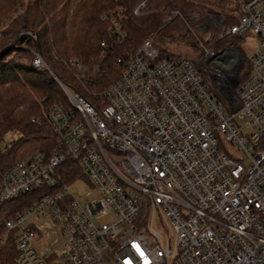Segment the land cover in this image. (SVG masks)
<instances>
[{"label":"built area","instance_id":"2783aa9c","mask_svg":"<svg viewBox=\"0 0 264 264\" xmlns=\"http://www.w3.org/2000/svg\"><path fill=\"white\" fill-rule=\"evenodd\" d=\"M147 1L131 14L141 15ZM119 12L117 20L101 16L116 43ZM245 34L257 42L240 82L234 67L242 58L231 47L201 45L204 79L197 63L160 57L149 36L114 60L118 78L91 92V101L32 52L30 66L49 73L64 101L43 116L56 140L52 152H33L0 174V211L33 197L0 216V247L11 240L14 263L264 264V0L244 1L220 39ZM64 66L84 81L76 59ZM79 184L86 192L74 198ZM45 217L62 241L57 254L35 251L36 223Z\"/></svg>","mask_w":264,"mask_h":264},{"label":"trees","instance_id":"16d2710c","mask_svg":"<svg viewBox=\"0 0 264 264\" xmlns=\"http://www.w3.org/2000/svg\"><path fill=\"white\" fill-rule=\"evenodd\" d=\"M22 1L3 0L0 13ZM137 2L138 0H34L25 6L22 15L14 18L0 31V144L5 135L18 134L17 139L0 152V174L33 152L49 155L55 147V137L44 123L43 113L40 116V109L45 111L53 103L62 102L63 96L56 82L46 72L30 66L32 52H37L66 89L87 100L91 91H99L118 78L112 65L114 60L135 50L146 35L160 28L166 11L188 15L202 10L201 3L204 0H148L142 14L133 16L131 12ZM239 7L233 6L230 11L237 10L238 13ZM2 8L5 9L1 10ZM116 8L123 14L121 43H116L113 39L108 41V26L101 20L102 14L108 13L105 10ZM27 29H38L34 41L26 36L16 37ZM103 41L109 45L106 50L99 46ZM22 44L25 48H18ZM101 51L104 54L99 68H104L103 74L95 81L88 82V85H78L73 72L64 66L65 62L73 58L87 65L91 59H98ZM12 53L23 56L7 60ZM166 54L159 51L160 57ZM248 72L249 69L239 82L246 78ZM32 119L38 120V123L31 121ZM32 198L19 197L4 205L0 216L5 218L22 211ZM2 230L0 223V233ZM0 264H15L11 240L0 247Z\"/></svg>","mask_w":264,"mask_h":264},{"label":"rangeland","instance_id":"374dc122","mask_svg":"<svg viewBox=\"0 0 264 264\" xmlns=\"http://www.w3.org/2000/svg\"><path fill=\"white\" fill-rule=\"evenodd\" d=\"M33 1L34 0H23L22 2L16 3L14 6H11L6 11H2V13H0V31H3L5 27L10 23V21H12L14 18L19 15H22L25 6L31 4ZM244 1L246 0H204V3H201L202 10L196 12L193 11L188 15H183L179 13L180 16L173 17L168 22H166V18L170 16V12L167 13L166 11L163 14L164 17L162 19L160 28L146 35L145 39L149 36H152V41L155 43L157 50L163 51L171 55H179L191 60L195 64L197 63L199 69L201 70V75L204 77V79H206V74L202 71L203 62L200 61V58L203 55L201 45L207 48H213L215 50L225 46H229L233 49V51L237 52L241 56L240 59L242 58L241 60H239V63L238 60H236V64L234 67L235 73L237 75L236 78L238 80L240 78L242 79L244 72L248 71L249 69L247 58L255 49L257 40L252 34H245L238 38L224 40L220 39V34L224 32V30L227 29L229 26L233 25L236 21L237 10L234 12L230 10H232L233 6L238 5L239 7V5ZM0 2L1 6L3 0H0ZM4 9L5 8H2L1 10ZM105 11L109 13V17L111 19L117 20V17L121 16L119 12L120 10L117 8L115 10L107 9ZM104 25L108 26V28L106 27V29L109 30V23H107V25L105 23ZM37 30L38 29H27L26 31L20 32L19 35H16V37L26 36L30 40L34 41L36 38L35 33ZM18 48H25L24 44L19 45ZM35 53L37 54V52ZM103 54L104 52H99L98 59H91L89 62L90 64H81L84 67V70L82 71L84 81L76 79L77 73L72 71L75 82L78 83V85L82 87L88 85V82L95 81L98 77L103 74L104 68H99L101 60L103 58ZM14 56H16L15 58H17V56L21 57L23 55L20 53H12L7 58V60L13 59ZM114 71L117 73V75H119L116 69ZM46 73L49 75L48 72ZM113 81H115V79H113L111 82ZM230 88H232V85L230 86ZM211 92L215 97L218 95L217 88L214 86V84L211 87ZM90 93L88 94V96L91 100ZM62 99L64 101V98ZM46 110L44 111L41 108L40 116H42V113L44 116ZM237 123L239 124V126H241L240 129L243 133L249 132V127L244 124V120L238 121ZM17 137V133H9L5 135L0 144L1 149H3L5 146H8L11 142L15 141ZM86 188L87 187L80 184L71 187V192L74 198L83 196L86 192ZM2 217H0V219H2ZM31 221H33V219H31ZM36 226H38V231L41 232L38 235L39 237L34 240L37 242V244L35 245L36 253L38 255L44 252H52L54 254L59 253L62 241L58 235V230L56 228L50 227L49 221L46 217L44 219L39 220L38 223H36ZM155 230L156 228H151L152 232ZM2 234L3 231L0 233V237H2Z\"/></svg>","mask_w":264,"mask_h":264},{"label":"water","instance_id":"95a60500","mask_svg":"<svg viewBox=\"0 0 264 264\" xmlns=\"http://www.w3.org/2000/svg\"><path fill=\"white\" fill-rule=\"evenodd\" d=\"M236 81V80H235ZM236 82H234V85H235ZM231 89V88H230Z\"/></svg>","mask_w":264,"mask_h":264}]
</instances>
